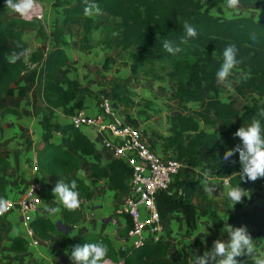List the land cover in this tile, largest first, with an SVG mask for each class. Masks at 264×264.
Instances as JSON below:
<instances>
[{"label": "trees", "instance_id": "obj_1", "mask_svg": "<svg viewBox=\"0 0 264 264\" xmlns=\"http://www.w3.org/2000/svg\"><path fill=\"white\" fill-rule=\"evenodd\" d=\"M100 12L91 16L84 13V0L63 11L64 19L56 29L55 37L59 47L53 46L46 54L40 50L28 54L22 41L24 27L33 26V21L21 18L7 20L9 9L5 7L6 0H0V100L11 97L13 84L27 72L33 74V80L38 85L40 103L36 109L41 113L39 126L41 128L42 149L37 153L36 170L43 177L59 176L65 183L76 180L80 201L92 199L89 185L107 180L108 189L116 194L126 196L131 169L118 160L108 164L92 165L86 174L89 185L75 174L83 168L82 159L89 157L98 159L95 144L71 123L61 124L54 117V110L62 109L66 117H72L81 112L85 97L90 96L87 87L77 80L69 78L73 68L63 49L66 41L63 37L64 27L70 23L78 24V46L88 51L101 45L106 51H120L129 62L130 76L137 79L139 75L152 76L155 80L170 82L173 98L180 112L169 118V135L166 137L152 135L151 147L155 148L161 142L162 150L170 154V158L183 163L186 167L199 169L204 174L210 170L209 177L228 181L229 186H240L249 191L264 188V178L255 182L242 180L241 165L238 153L224 161L225 151L240 143L234 133L239 127L251 122L253 116L261 121L264 128V117L257 114L264 110V20H253L251 17L224 18L215 16L213 11L221 6V0H94ZM227 2V0H226ZM241 7H257L264 9V0H240ZM234 11V9H228ZM188 23L197 30V37L188 38L187 43H181L185 37L184 24ZM38 34L44 38L41 25ZM99 29V38L93 39V32ZM255 34L256 39H252ZM157 35L161 38L157 39ZM163 39L172 41L180 51L175 55L168 54L163 49ZM229 44H235L240 63L232 70V79H236L235 94L244 101L241 109L234 102L224 101L220 97L221 84L216 82V71L222 63V52ZM19 45L20 47H17ZM25 51V55L16 63H9L7 57L12 52ZM112 60L103 65L108 70ZM42 63L38 72L28 70L29 64ZM159 73H155V70ZM111 101L114 108L122 106L129 109L133 100L126 95L120 79L110 85ZM24 90H19L20 97ZM189 103H203L196 111L187 110ZM8 116H19L16 109L6 108L0 113L1 119ZM129 124L138 127L129 119ZM204 127L219 128V131L206 132ZM53 134L61 136V142H51ZM202 158V159H201ZM9 167L8 161L0 157V198L5 197L8 185L5 173ZM173 187L181 191L183 196L159 192L155 203L159 217L163 222L170 214L182 211L187 231H194L198 226V218L206 217L212 223L221 221L217 213V204L204 198V205L197 210L194 198L199 194V181L188 176L175 177ZM245 197L242 198V202ZM242 202L234 210L224 209L225 216L232 219L233 227L250 226L256 230L253 239L256 244L264 242V207L248 213ZM115 216V215H113ZM117 217V216H115ZM81 219L78 209L69 211L62 208L60 222L62 230L48 217L34 218L29 228L38 241L55 240L57 244L83 246L87 243L100 242L108 249L105 260L117 262V253L110 241L99 234L85 233L70 239L67 235L72 226ZM132 224L126 217V225L120 236L126 238ZM9 230L6 222L0 223V244L2 235ZM27 241L16 237L10 244L14 254L24 253ZM171 246L162 240L146 243L141 248H128L122 257L123 264H181L171 259ZM75 264V262L73 261ZM246 264H254L251 259ZM32 264H40L33 262Z\"/></svg>", "mask_w": 264, "mask_h": 264}, {"label": "crops", "instance_id": "obj_2", "mask_svg": "<svg viewBox=\"0 0 264 264\" xmlns=\"http://www.w3.org/2000/svg\"><path fill=\"white\" fill-rule=\"evenodd\" d=\"M37 1H39V4L41 5L43 22L35 21V24L41 25L45 36L44 38L39 36L38 26L36 29L31 28L23 31L22 41L26 45L28 54H32L33 52L40 50L44 51L45 49L48 52L53 46L59 47L60 44L55 37V31L61 26L64 19L63 11L67 8L73 7L77 2V0ZM226 3V0H221V6L224 7L225 11L222 12V7L220 6L218 9L214 10L215 16L232 18V16L227 17V14L235 13V15H237L240 11L251 12L253 14L259 13L257 7L239 6L238 9L229 11L226 9ZM10 12L11 11L9 10L7 13V20L11 18H19V16L13 13L12 16H9ZM223 14L225 15L223 16ZM242 17L250 16L245 15ZM257 17L254 20H260L259 15ZM78 31L79 27L75 22H70L64 27L63 37L66 44L63 46V49L68 59V54L73 51V48L82 53H89L101 46L95 45V47L91 50H83L78 46ZM96 31H98V38L100 35L99 29L95 30L93 32L94 40ZM104 51L106 50L104 49ZM90 64L92 65L93 63L91 62ZM70 65L73 70H71L69 75L73 73V75H75L74 79L81 84L79 77L76 76L78 72L75 73L77 68L74 67L71 62ZM29 71L34 73L36 72L35 70L30 69ZM12 88L14 94L11 97H5L3 100H0V113L6 108L16 109L19 112V116L4 117L0 122V157L5 158L9 163V167L5 173V179L7 180L8 185L5 191L4 199L16 202L23 197L24 193L30 188V186L39 187L40 192L38 195L40 198V204L34 218L39 216L48 217L52 223L56 225L58 230H62L60 212L63 205L54 202L55 196L52 192L56 181L62 179L59 176L43 177L37 172V170L34 169L36 167L37 153L43 147V143L40 138L41 128L39 126L41 113H39L36 109V105L41 101L39 97L38 85L33 80V74L27 72L13 84ZM19 90L25 91L22 97L18 94ZM84 106L85 108L82 111L86 115L94 116L98 113V106L94 104L93 100L89 97H85ZM53 115L56 121L61 124L70 123L69 117H66L63 110L60 108L54 110ZM59 115H62V117L59 118ZM80 132L95 144L96 153L98 154V159H92L89 157L83 158V168L75 174L77 177L84 180L87 185H89V180L86 177L88 168L95 164L104 166L112 159L99 146L98 136L91 128H83ZM51 142L59 144L61 142V136L59 134H53ZM183 171L186 172V175L189 178H195L199 181V195L194 198V204L196 205L197 210L204 205V198H206V201L213 200L217 204L216 211L221 216V219L224 218L228 220L227 223L231 225L232 219L229 218V216L224 217V209L229 207V210H232L237 203L234 205V202L228 198V190L231 187L229 184H224L225 179L209 176L206 178L198 168L195 169L185 167ZM89 187L92 192V199L89 201H80L78 210L81 213V219L72 226V229L67 236L72 239L85 233L99 234L110 241L112 247L117 253L118 259L120 260L127 252L129 243L126 238L120 236V232L124 228V224L120 221H117V223L114 224L112 222V218L115 211L124 204L125 196H121L116 194L114 191L109 190L107 180L104 179L98 181L94 185H89ZM208 187H213L212 193L206 191V188ZM252 190L254 189L247 191L249 195L245 196V200L242 202V210L246 212L249 206L248 199ZM261 190H264V188H259L258 190L255 189V192L260 194V196L254 198L255 200L253 199L257 205L264 203V192ZM245 195H247V193H245ZM45 204L59 207L60 212L55 214V216H50L47 213H44L43 208ZM255 204L253 203V206ZM219 208H222L223 210L220 211ZM1 222H6L9 230L2 235V242L0 244V264H32L33 262L40 264H74L70 259L72 250L70 244L60 245L53 240L49 242L39 241L36 246L29 245L28 241L31 238L28 234V230L23 227L21 220L15 212L9 214L4 220L0 221V223ZM197 223L198 226L196 230L192 232L187 231L185 217L180 210L170 214L163 222V230L158 235V238L159 240L163 239L164 242L171 246V259H176L180 261L181 264H191L189 250H191L193 257L196 253L202 255L205 251L211 250L215 240H222V231L218 232L216 230V228L219 227L217 222L212 223L206 217H199ZM246 227L247 229L250 228L253 235H255L256 230L254 228L250 226ZM144 235L147 239V243H155V240L148 232H145ZM225 235L228 239L227 233ZM16 237H21L27 241V248L24 253L14 254L10 251V244ZM236 259L243 264H246L245 260L247 259L254 261L251 256H240Z\"/></svg>", "mask_w": 264, "mask_h": 264}, {"label": "built area", "instance_id": "obj_3", "mask_svg": "<svg viewBox=\"0 0 264 264\" xmlns=\"http://www.w3.org/2000/svg\"><path fill=\"white\" fill-rule=\"evenodd\" d=\"M25 20L43 22L41 5L37 1L35 10ZM46 54V49L44 50ZM42 63L29 64L28 70L38 72ZM98 113L94 116L86 115L83 111L77 112L70 117V123L77 130L91 128L98 136L99 146L112 160L121 161L131 169V178L128 182V191L124 204L115 211L112 218L114 224L122 222L125 227L126 217L130 219L132 227L128 231L126 240L129 248H141L147 243L145 232H148L155 242L159 241L158 235L163 230L162 221L159 217L155 203V196L159 192L183 196L181 191L173 187L175 177L185 169V165L170 156L164 157L151 147L143 131L123 120L116 108L107 98H102L98 103ZM36 170V167L34 168ZM227 185L228 181L225 180ZM40 188L30 186L23 197L13 202L6 200L9 207L0 214V221L9 214L15 212L21 224L28 230L30 235L29 245L36 246L39 241L34 238L29 228L30 222L40 204ZM103 264H123L120 259L116 263L104 260Z\"/></svg>", "mask_w": 264, "mask_h": 264}, {"label": "clouds", "instance_id": "obj_4", "mask_svg": "<svg viewBox=\"0 0 264 264\" xmlns=\"http://www.w3.org/2000/svg\"><path fill=\"white\" fill-rule=\"evenodd\" d=\"M84 3L86 16L98 14L101 11L94 0H84ZM239 5L240 0H227L226 3L228 9L234 10L238 9ZM36 6L37 0H6L5 3L7 9L19 14L21 17H28ZM184 29L185 37L181 38V43H187L188 38L197 37L198 33L194 26L185 23ZM157 39L160 40L161 38L157 35ZM252 39H256L255 34L252 35ZM162 43L163 49L170 55H175L180 51V48L175 46L172 41L163 39ZM17 47L20 46L17 45ZM237 53L238 49L235 44H229L224 48L222 63L215 74L217 84L223 85L228 82L232 70L240 63L237 59ZM25 54L24 50L14 51L7 57L8 62L14 64ZM226 86L231 88V83L228 82ZM257 115L264 117V110H261ZM234 137H238L240 143L225 151L222 159L227 162L238 153V160L242 168L240 172L242 180L246 177L247 180L255 182L258 178H264V128H262L261 121L253 116L250 123L238 128L234 133ZM204 175L207 178L210 175V170H206ZM76 189V180H72L70 183L57 180L52 189L55 196L54 202L62 204L69 211H75L80 206L79 192ZM206 191L212 193L213 187L206 188ZM248 195L249 193L239 185L228 190V198L234 202V205L242 202V198ZM8 207V202L0 198V214H3ZM43 212L55 216L60 212V208L45 204ZM221 231L227 233V241L217 239L213 242L211 250L205 251L202 255L196 253L194 257L191 250H189L191 264H240L236 259L240 256H251L254 259V264H264V251H259L256 248L253 242L254 239L249 234L246 226L233 227L226 224ZM107 252L106 246L100 242L87 243L83 246L76 245L71 250L70 259L75 264H103Z\"/></svg>", "mask_w": 264, "mask_h": 264}, {"label": "rangeland", "instance_id": "obj_5", "mask_svg": "<svg viewBox=\"0 0 264 264\" xmlns=\"http://www.w3.org/2000/svg\"><path fill=\"white\" fill-rule=\"evenodd\" d=\"M221 10L224 12V7H222ZM257 10L259 12L257 14L240 11L237 15H235V13L227 14V17L232 16V18H234L248 15L254 20L259 15V19L264 20V9L258 8ZM12 13L17 15L14 12H10L9 16H12ZM224 15L225 14H223V16ZM31 21L34 23L33 26L24 27V31L31 28L36 29L37 24H35L34 20ZM94 38L95 40H98V31H96ZM68 55L71 64L77 68H75V73L78 72L76 76L79 77L81 84L89 89V98L93 100L94 104L98 105L97 103H99L102 98H107L109 101H111L110 85L116 79H120L122 85L125 88L126 95L130 97L134 103L128 110L122 106L116 107L119 116L127 122H129V119L136 122L138 128L143 131L146 139L150 142L153 134L162 137L169 135V118L180 112V109L177 107V103L173 98L170 82L155 80L151 75H139L137 79L131 77L130 69H128L130 61L126 59V57H123L122 53L118 50L109 53L104 51L102 46H99L89 53H82L73 48V51L69 52ZM110 60H112V62L110 65H108L109 69L105 70L103 65ZM91 62L93 63L92 65L90 64ZM154 72L158 74L159 70L157 69ZM69 78L74 79L75 75L71 73ZM235 80L236 79H232V75L228 77V82L231 83V88L226 86L228 82L221 85L220 97L224 101L234 102L236 108L241 109L244 105V101L235 94ZM202 106L203 103H189L186 105V108L190 111H196ZM61 117L62 115H59V118ZM200 127L206 132L219 131V128L204 127L202 124H200ZM154 150L164 157L170 156L169 153H166L162 150L161 142L157 143ZM184 173L186 175L185 171H181L180 175L185 176ZM261 191L264 192V190ZM257 196H260V194L255 192V190H252L248 199V213H254L258 209L264 207V203L261 205L255 204L254 198ZM253 203L255 204L254 206ZM227 209L229 210V207ZM219 210L222 211L223 209L219 208ZM233 210L237 214L240 213V211L235 210L234 208ZM227 221L228 220L224 218L221 219V221H218L217 223L219 227H217L216 230L218 232L221 231L224 225L229 224ZM247 230L253 238L254 235L251 229L248 228ZM225 234V232H222V240H227V236ZM253 242L259 251H264V242L261 244H256L255 241ZM240 264L243 263L240 262Z\"/></svg>", "mask_w": 264, "mask_h": 264}]
</instances>
